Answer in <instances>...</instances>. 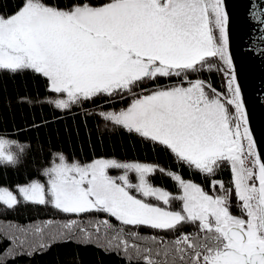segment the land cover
<instances>
[{
  "label": "snow or ice",
  "instance_id": "1",
  "mask_svg": "<svg viewBox=\"0 0 264 264\" xmlns=\"http://www.w3.org/2000/svg\"><path fill=\"white\" fill-rule=\"evenodd\" d=\"M3 8L0 0V73L44 78L55 94L47 103L61 111L127 100L119 109L97 104L101 110L90 115L169 154L179 169L202 175L211 194L181 171L156 164L103 157L70 161L58 152L41 170L44 181L16 186L21 200L0 187V204L105 214L88 221L94 231L70 219L52 240L88 245L103 229L105 250L122 251L128 261L264 264V155L237 82L225 0H15L13 11ZM213 68L226 76V92L201 78ZM30 148L0 134V165L17 166ZM225 166L228 186L215 178ZM158 172L174 182L176 194L150 182ZM173 201L180 203L178 210H172ZM185 224L198 231L171 240L139 232L147 227L175 233Z\"/></svg>",
  "mask_w": 264,
  "mask_h": 264
},
{
  "label": "trees",
  "instance_id": "2",
  "mask_svg": "<svg viewBox=\"0 0 264 264\" xmlns=\"http://www.w3.org/2000/svg\"><path fill=\"white\" fill-rule=\"evenodd\" d=\"M2 2L5 13L14 10L15 0ZM201 78L209 80L213 87L221 91L222 78L215 68L204 72ZM54 98L55 94L47 91L45 79L38 75L31 72L0 73V134H6L9 140L31 145L17 166L0 165V187L14 191L16 186L26 185L33 179L44 181L45 178L40 173L47 166L50 154L62 152L70 161L77 159L84 162L103 157L116 158L122 162L156 164L166 170L181 171L185 178L193 179L211 193L209 182L202 175L186 168L179 169L169 154L154 149L151 144L142 141L135 134H128L110 124L106 127V122L98 115H90L98 113L101 107L103 110L119 109L127 105V100L114 105L97 101L101 107L88 103L61 111L47 103ZM13 152H17V149ZM110 174L117 173L113 171ZM215 178L224 181L228 186L231 178L228 167L220 169ZM150 182L172 194L177 193L174 182L159 172L150 177ZM18 200L21 199L18 197ZM180 207L179 202H172V210H178ZM96 215L99 219L106 218L105 214ZM69 217L71 215L61 213L51 206L21 202L13 209H6L0 204V218L19 225L45 220H64ZM112 222L117 224L114 219ZM197 231L193 224H185L175 233H158L147 227L139 229L141 235H164L169 240L174 239L180 232L192 234ZM48 244L51 246L43 251L35 250L31 256L19 253L1 261L0 264H143V261L135 259L128 261L122 252H109L93 243L83 245L75 241H59ZM9 246L8 239L0 233V255Z\"/></svg>",
  "mask_w": 264,
  "mask_h": 264
},
{
  "label": "water",
  "instance_id": "3",
  "mask_svg": "<svg viewBox=\"0 0 264 264\" xmlns=\"http://www.w3.org/2000/svg\"><path fill=\"white\" fill-rule=\"evenodd\" d=\"M229 47L249 127L264 155V0H225Z\"/></svg>",
  "mask_w": 264,
  "mask_h": 264
},
{
  "label": "rangeland",
  "instance_id": "4",
  "mask_svg": "<svg viewBox=\"0 0 264 264\" xmlns=\"http://www.w3.org/2000/svg\"><path fill=\"white\" fill-rule=\"evenodd\" d=\"M220 76L222 78V88L220 92H226V76L224 73L220 72ZM15 150V146H13L12 151ZM12 191V190H11ZM14 194H16L20 199L17 192V188L13 191ZM211 194V193H210ZM235 200V197L233 196V201ZM153 202V201H150ZM234 210L232 211L233 214L238 215V209L236 206H233ZM70 219H77L82 221V225L84 228L88 229L89 231H94L92 226L88 223V221L95 222L99 218L96 214H90V215H82V216H75L71 215V217L66 218L64 220H45V221H37L26 225H19L13 221H8L0 218V233L3 237L7 238L10 246L8 249L0 255V262L4 261L16 254L19 253H27L29 251L38 250L40 249V246L42 244H48L50 242H53L52 236L57 232L60 225L67 222ZM52 221L53 224L49 227H44V231L42 233H36L35 228L37 226L43 227L45 225V222ZM20 229H24V231H21ZM128 231V229H125ZM103 229L101 230V233L99 234V239H96V236L93 237V244H96L100 247H103V245L106 243V239L103 235ZM77 234L80 235L77 228ZM143 236H148L150 234L144 233ZM130 242L131 238H129ZM21 242H23L21 246ZM136 243L140 244L141 241H135ZM122 252V251H121ZM122 255L123 252L121 253Z\"/></svg>",
  "mask_w": 264,
  "mask_h": 264
}]
</instances>
